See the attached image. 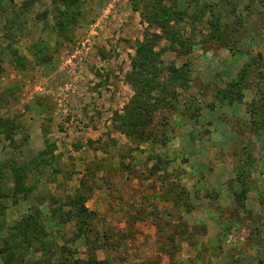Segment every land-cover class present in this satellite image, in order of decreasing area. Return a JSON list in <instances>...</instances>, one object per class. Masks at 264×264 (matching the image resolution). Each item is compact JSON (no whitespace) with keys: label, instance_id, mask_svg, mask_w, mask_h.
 I'll list each match as a JSON object with an SVG mask.
<instances>
[{"label":"rangeland","instance_id":"1","mask_svg":"<svg viewBox=\"0 0 264 264\" xmlns=\"http://www.w3.org/2000/svg\"><path fill=\"white\" fill-rule=\"evenodd\" d=\"M0 264H264V0H0Z\"/></svg>","mask_w":264,"mask_h":264},{"label":"trees","instance_id":"2","mask_svg":"<svg viewBox=\"0 0 264 264\" xmlns=\"http://www.w3.org/2000/svg\"><path fill=\"white\" fill-rule=\"evenodd\" d=\"M156 7L154 10V16L155 18H157V16L159 15V12H156ZM154 56V51H153V44L146 42L144 45L140 46L139 50H138V59L136 61V63L134 64V69L136 70V73L138 71H140L141 74L148 73V70L150 66L154 67L155 64V60L153 58ZM154 62V64H153ZM155 68V67H154ZM146 76V75H145ZM139 83H133L134 87L137 89V86ZM154 122V118H143L140 119L136 116L133 117L132 119V123L130 124V132L128 133V137L131 138L132 140H140L142 139L143 134L146 132V129L149 128L150 129V124H152ZM83 211L87 213V209H85L84 207Z\"/></svg>","mask_w":264,"mask_h":264}]
</instances>
